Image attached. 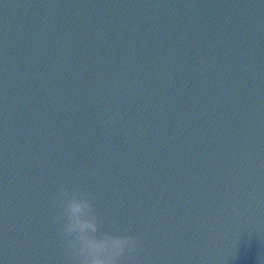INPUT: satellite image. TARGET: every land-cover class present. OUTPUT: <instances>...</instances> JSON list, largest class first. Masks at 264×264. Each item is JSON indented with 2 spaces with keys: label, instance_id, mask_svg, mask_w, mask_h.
Here are the masks:
<instances>
[{
  "label": "water",
  "instance_id": "95a60500",
  "mask_svg": "<svg viewBox=\"0 0 264 264\" xmlns=\"http://www.w3.org/2000/svg\"><path fill=\"white\" fill-rule=\"evenodd\" d=\"M60 186L122 264H264V0H0V264H70Z\"/></svg>",
  "mask_w": 264,
  "mask_h": 264
},
{
  "label": "clouds",
  "instance_id": "9594fccd",
  "mask_svg": "<svg viewBox=\"0 0 264 264\" xmlns=\"http://www.w3.org/2000/svg\"><path fill=\"white\" fill-rule=\"evenodd\" d=\"M116 115L109 123L115 122ZM94 198L84 188L56 189L51 219L57 224L65 255L70 264H122L126 254L136 252L140 246L138 237L127 234L134 226L114 224L113 230H104L105 220L92 203Z\"/></svg>",
  "mask_w": 264,
  "mask_h": 264
}]
</instances>
